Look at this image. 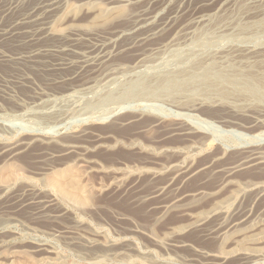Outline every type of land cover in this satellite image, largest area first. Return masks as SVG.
Here are the masks:
<instances>
[{"label":"rangeland","instance_id":"obj_1","mask_svg":"<svg viewBox=\"0 0 264 264\" xmlns=\"http://www.w3.org/2000/svg\"><path fill=\"white\" fill-rule=\"evenodd\" d=\"M86 1L58 0L57 12L51 13L44 5L48 0H0V25L9 28L6 26L18 16L41 5L43 17H59L65 31L91 16ZM144 2L137 6L146 7ZM216 2L159 0L150 8L155 12L154 23L169 21L168 28L142 41L119 38L112 62L133 66L140 51L178 32L193 14L211 12ZM70 4L78 5L73 12L67 8ZM117 4L132 7L125 0ZM221 8L228 12L226 6ZM250 20L245 15V22ZM123 25L114 18L95 28L80 29L75 38L60 34L36 43L38 46L18 39L0 41V264H264V237L244 245L254 255L247 259L236 251L231 232L217 239L189 225L198 212L221 205L227 213L239 208L259 215L256 221L264 219V193L254 186L264 185V160L254 158L236 169L234 179L242 185L235 196L232 190L236 186L217 188L220 171L210 176L198 171L184 181L182 188L194 189L195 194L183 206L154 208L158 197L150 195L157 184L168 182L176 166L184 170L209 162L218 169L251 151L264 152V139L254 138L264 132V103L237 105L204 99L201 93L119 96L128 79L180 68L171 51L152 63L119 73L114 81H109L111 77L101 82L92 91L80 90V84L100 74L103 67L100 71L78 64L64 67L62 62L92 56ZM236 32L233 25L217 28L216 42L209 51L217 55L242 45L264 48L263 32L247 38L236 37ZM190 40L191 34L170 48L182 55L194 50ZM35 47H43L42 54L31 56ZM108 47L113 50L111 43ZM196 50L199 56L205 53ZM108 92L118 98L109 105L100 104ZM197 99L201 103L192 107ZM70 141L80 144L77 152L85 156L64 151L63 145ZM10 147L17 149L16 154L6 150ZM165 164L170 168L159 175L147 171L150 166ZM67 168L82 185H88L90 202L63 196L53 183L56 170H64L61 178L67 180ZM28 188L50 200V212L38 213L36 207L20 204L32 197ZM218 202L222 203L216 205ZM209 222L211 225L215 219ZM248 226L237 235H256L261 229L256 222ZM65 229L70 232H63ZM182 240L187 244L176 245Z\"/></svg>","mask_w":264,"mask_h":264},{"label":"bare ground","instance_id":"obj_2","mask_svg":"<svg viewBox=\"0 0 264 264\" xmlns=\"http://www.w3.org/2000/svg\"><path fill=\"white\" fill-rule=\"evenodd\" d=\"M109 1H86V7L93 11L91 16L83 24L75 23L67 26L65 31L60 25L61 19L59 17L52 20L46 19L40 13L42 9L41 5L36 6L33 8L32 12L24 13L14 19L6 26L9 28H3L4 26L0 25V41L18 39L19 42L22 41V44L34 43L36 46V43L42 40L45 41L50 38H55V36L60 34H68L75 38L79 35V30L82 28H95L102 23H106V21L117 18L122 20L124 25L118 27L119 29H116L92 56L83 55V59L77 61L65 60L62 62L64 67L78 64L79 67H90L93 70L99 69V71L101 70L100 67H103L102 71L99 72L100 74L93 77L90 76L92 78L80 84V90L92 91V88L98 86L101 82L105 83V81L111 77L113 78L109 81H114L117 78L114 76H117L119 73L131 68L135 69L144 66L148 62L152 63L154 62L153 59L160 58L161 55L171 51L173 59L178 60V63L181 65L180 68L167 71H154L155 73L152 72L153 74H150V76L142 74L139 75V77L135 76V79H128L125 89L123 92L119 93V96L130 99V97L137 94H149L150 96V94L159 95L160 92L168 96L173 95V97H176V95L181 96V94L192 96L194 93H201L202 96H205H203L204 99L206 97L207 99L212 97L237 105L246 102L264 103V48L242 45L232 47L217 55L209 51L216 42L215 31L217 28L221 29L233 25V28L237 30L235 36L242 38H247L255 32L264 33V0H252L250 2H247V0H218L216 5L210 9L211 12L193 14L191 19L184 24V26H182L183 28L179 29L178 32L174 34L171 33L166 40L140 51L137 54L136 63L127 68H125L123 64H114V62H112L114 58L115 42L123 37L130 38V40L134 42L146 40L150 38V36L164 32L168 28L167 24H169V21L154 23L155 12L150 8L151 5L158 3L159 0H145L144 3L147 5L146 7L143 5L137 6L143 0H125L132 4L131 8L117 4L124 0ZM44 5H46L47 10L51 11V13H56L58 0H48ZM223 5L226 6L228 12H221V7ZM77 6V4H70L67 8L69 11L73 12L76 10ZM245 15H248L251 20L245 22ZM127 22L130 25L126 26L125 23ZM182 34L184 35L182 36ZM190 34L191 40L188 43L194 46V50L191 48L182 55L178 53L179 50L177 49L173 48L171 50V46L180 41L182 42ZM110 43L113 45V50L108 47ZM196 49H198L199 52L200 50H204L205 53H201V56H199V53L197 55L198 51ZM42 51L43 47H35L30 53L31 56H34L42 54ZM190 61H193V63L189 64ZM90 72L92 71L90 70ZM110 94L108 92V95L104 98H102V96L99 103L102 105L108 103L109 105L110 101L112 103V101L118 98V96ZM198 100L199 99L192 102L191 106L196 107L197 103L200 104L202 100ZM254 138L264 139V132L254 135ZM97 140H101L100 135H97ZM63 146L64 151L67 153H79L77 149L80 147V144L76 142L70 141ZM6 150H9L11 155L16 154L17 151V149L13 147ZM79 154L85 156V153ZM254 158L264 160V152L260 150L251 151L240 160L219 167L218 169L211 167V163L209 162L202 163L196 168L184 170L181 169L180 166H176V171L173 176L169 178L168 182L166 184H157L154 191L150 194L153 197H158L154 208L161 209L169 205H185L186 202L191 199L190 197L194 196L195 191L194 189L187 190L182 188V183L193 177L198 171L207 173L209 176L220 171L222 177L219 180L217 188L226 184L236 186L235 190H232V195L235 196L241 190L240 186L242 183L235 181L233 176L234 172L240 166L252 162ZM172 165L173 164L170 163V166ZM170 166L168 164L163 165L161 168L158 166H150L147 171L156 176L165 172ZM137 168L141 169V167ZM120 169L123 168H119L118 170ZM64 170H56L57 172L55 171V173L52 174L51 180L53 183L58 184L63 196L77 198V201L82 203L88 202L90 197V188H88V185H82L77 175H74L75 173L73 174V172L70 171L71 169L69 170L68 168L65 174L67 175V180L64 181L60 174ZM177 176H179L178 180L174 181ZM9 178L11 177L9 176ZM254 186H258V193H264L263 184L255 183ZM166 187H169L170 191H166ZM197 190L199 189H196V191ZM28 192L32 194V197L22 199L20 203L22 206L27 205L36 207L38 213H48L51 211L48 207V202H50V200L43 199L37 196V194L32 193L33 190L31 188H28ZM220 203L222 202H218L216 205ZM224 209L225 207L221 205L213 206L206 211H200V213L198 212L194 216V221L189 225L195 227L194 230H198L200 233L211 238L221 239L227 233L231 232L235 239L236 251L240 252L242 256L247 259H250L254 255L247 251L244 245L251 239L257 238V236L264 237V219L259 218L256 221L259 215L255 216L251 210L234 208L227 213ZM210 219H215V222L211 225V222H209ZM255 222L261 225V229L256 235L248 234L247 232H244L242 236L237 235V233L248 230L250 227L248 224ZM63 232L69 233L70 231L65 229ZM88 243L89 245L93 244L92 241H88ZM178 244L185 245L187 242L185 240L177 241L176 245Z\"/></svg>","mask_w":264,"mask_h":264}]
</instances>
